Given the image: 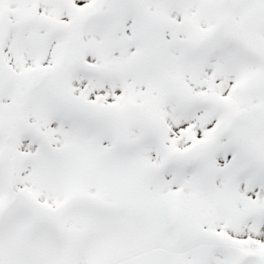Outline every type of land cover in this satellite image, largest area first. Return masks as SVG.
I'll use <instances>...</instances> for the list:
<instances>
[{
  "label": "snow or ice",
  "instance_id": "snow-or-ice-1",
  "mask_svg": "<svg viewBox=\"0 0 264 264\" xmlns=\"http://www.w3.org/2000/svg\"><path fill=\"white\" fill-rule=\"evenodd\" d=\"M0 264H264V0H0Z\"/></svg>",
  "mask_w": 264,
  "mask_h": 264
}]
</instances>
